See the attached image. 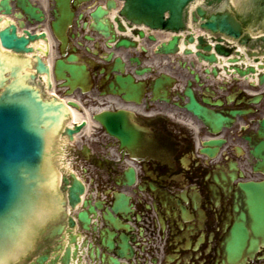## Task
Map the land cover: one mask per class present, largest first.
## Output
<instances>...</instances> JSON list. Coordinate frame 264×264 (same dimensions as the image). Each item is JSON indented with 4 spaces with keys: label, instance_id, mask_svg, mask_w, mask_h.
Returning a JSON list of instances; mask_svg holds the SVG:
<instances>
[{
    "label": "water",
    "instance_id": "obj_1",
    "mask_svg": "<svg viewBox=\"0 0 264 264\" xmlns=\"http://www.w3.org/2000/svg\"><path fill=\"white\" fill-rule=\"evenodd\" d=\"M53 1V19L50 26L60 42L61 54L66 55L70 48L68 31L75 16L73 6L91 0ZM101 1L102 3L90 11V23L85 21L82 26L86 29L88 25L100 33L106 41V47H137L136 40L117 36L116 33V30L126 31L127 27H132L131 23H135L144 24L153 30L175 32L170 39L161 41L156 46V53L175 54L180 40L178 32L186 29L185 22L190 14V22L199 29L209 31L211 41H216L212 45L203 35L195 37L192 32L184 36L183 43L195 44V47L184 48L182 53L193 56L194 59H189L188 65L186 61L181 64L190 70V74H194L195 82L201 84L199 73L195 71L196 63L217 62V55H222L231 63L223 65L226 73L232 70L245 78L257 77L259 84L264 83V71H259L264 68V59L260 60L259 57L261 53L264 54V34L255 35L256 37L250 34H258L264 30V0H251L250 3L246 0H226L228 7L217 10L215 7L224 0H205L204 4L197 5L191 12H188L186 6L192 0H123L119 8L116 0ZM16 6L19 10L13 12L9 0H0V24L7 15L17 19L16 23L6 17V24L0 27V264H12L24 252L31 250L32 239L46 231L45 226H49L51 221L58 225L48 230L43 241L37 246V249H40L44 245V253L33 257L37 251L34 250L23 264H44L48 260L50 264L58 260L62 264H73L72 259H77V264H121L119 257L130 256L132 253L129 244L130 226L122 221L123 214L130 211V196L124 192L116 193L111 208L105 207L99 200L93 202L90 198H84L75 214L77 221L73 215L66 212L67 203L74 208L81 200L80 194L84 192V185L74 174L64 175L59 185L57 173L50 172L45 166L46 156L52 134L63 130L62 133H67L72 138L73 133L85 125V121L75 123L73 128L62 126L64 119L70 117L65 103L55 96L50 99L43 98L32 82L38 73L45 72L48 85L51 86L48 64L37 53L26 55L35 50L30 44L31 41L40 37L47 38L45 31L31 33L25 27L24 17L28 22L41 21L44 19V12L31 0H16ZM112 9H115L116 13L109 19ZM82 16L83 13L78 14V19ZM120 16L126 19V23ZM18 27L23 29L21 33L18 32ZM133 33L138 34L140 39L145 37L143 29H133ZM226 37L236 40L248 50L241 52L236 44L234 47L225 46L220 41ZM147 39L156 41L153 34L147 35ZM233 48L235 57L232 55ZM71 49L76 50L75 47ZM141 49L146 50L144 46H141ZM113 54V51H109L106 57V78L111 75L112 78L102 94H120L125 100L140 103L146 91V82L135 81L133 74L126 73V62L122 57H113ZM244 55L251 58L253 63L237 65L236 57ZM141 62L138 56L128 58V63L136 75L151 71V67H142ZM199 66L206 74L205 78L209 77L210 70L213 75H218V68L215 66L211 69L207 65ZM32 68L36 71H30ZM53 73L56 79L61 80V86L68 87L67 93L73 92L76 87L82 91L88 89L89 70L86 63L80 62V57L75 52H70L65 58H57ZM172 80L166 73L151 80L148 85L152 93L151 100L170 102ZM193 80L188 79L184 90L178 95L180 100L173 103L196 115L210 132L218 133L224 126L231 125L236 114L246 112L238 108L224 111L208 107L206 104H221V101L212 102L209 98H202V103L193 89ZM260 96L257 95L251 101H258ZM69 103L78 107L74 101ZM93 118L108 134L117 138L118 148L123 153L128 152L140 160L149 157V142L146 138L148 129L138 128L137 122L140 118L133 111L103 110L95 113ZM258 125L256 135L262 140L254 142L251 151L260 160L256 163V168L264 166V116L258 121ZM222 141L219 137L204 140L200 152L212 157ZM123 176L126 180L124 184H132L135 181L134 169L128 168ZM241 187L243 205L239 218L242 222L234 227L241 232L243 242L247 233L245 223H248L254 237L264 239V180H250L242 183ZM185 202L184 199L178 198L176 207L179 212L172 214L180 230L183 229L184 223L180 224L179 219L185 223L189 221L181 213V204ZM52 211L54 212L51 213ZM98 211L101 215H98ZM92 218L97 221L92 222ZM100 221L103 225L98 227L97 222ZM77 224L76 230L79 234L73 232ZM257 238H252L251 243ZM84 248L86 251H83ZM25 249L27 250L23 252ZM59 250L62 251V257L58 256ZM51 251L55 252L52 259ZM82 254L85 256V263Z\"/></svg>",
    "mask_w": 264,
    "mask_h": 264
},
{
    "label": "flooded vegetation",
    "instance_id": "obj_2",
    "mask_svg": "<svg viewBox=\"0 0 264 264\" xmlns=\"http://www.w3.org/2000/svg\"><path fill=\"white\" fill-rule=\"evenodd\" d=\"M240 97H244L239 104L242 105L248 96L240 92ZM261 107H264L263 102L257 108ZM153 131L157 138L160 132L166 133L167 138L158 140V143L167 152L171 150L170 138L178 139V153L172 164L165 157L164 159L156 154L157 159L145 166L141 185L147 187L151 183H156L162 189L180 183L194 185L196 191L193 193V199L198 206L197 214L200 219L194 226L197 232L196 242L200 244L194 264H264V244H259L253 252H246L235 262H226L224 255V246L236 219L239 183L244 181L247 172L256 179H264V172L254 170V159L250 155V141L247 138L252 135L251 131L225 133L224 145L218 151L215 161L196 156L190 166L178 163L176 157L180 153L193 151L192 134L182 133L178 124L171 123L165 118L154 122ZM172 133H175L174 137H171ZM203 133L204 129L200 128V134ZM158 196L160 195H152L153 205L157 203ZM175 236L172 229H169L166 252L174 243Z\"/></svg>",
    "mask_w": 264,
    "mask_h": 264
},
{
    "label": "bare ground",
    "instance_id": "obj_3",
    "mask_svg": "<svg viewBox=\"0 0 264 264\" xmlns=\"http://www.w3.org/2000/svg\"><path fill=\"white\" fill-rule=\"evenodd\" d=\"M3 26H4V22H1L0 27H3ZM54 42L55 41L53 40V38L50 37L49 49L52 51V54H51L50 59H49L50 62L51 61H55V44H54ZM33 43H34L33 45L36 46V48L38 47L37 49H35L36 52L40 53V54L41 53L44 54V52L46 51V48H47L46 41L45 40L44 41H40V38H38ZM236 59L239 62V61H241L243 59V56L236 57ZM51 64H52V62H51ZM224 64L228 65V64H231V63L228 61V59H225L224 62L222 63V66ZM222 73H224V72H222ZM91 113H92V108H86L83 113H80L79 111L73 109L74 120L77 121V120H79L81 118H85L86 117L89 120V123H88L89 127H90V125L93 124V122H92V120L90 118L91 117ZM69 122H70V120H69Z\"/></svg>",
    "mask_w": 264,
    "mask_h": 264
},
{
    "label": "rangeland",
    "instance_id": "obj_4",
    "mask_svg": "<svg viewBox=\"0 0 264 264\" xmlns=\"http://www.w3.org/2000/svg\"><path fill=\"white\" fill-rule=\"evenodd\" d=\"M56 44L58 45L57 41H56ZM61 90H62V89H61ZM62 91H63V90H62ZM237 93H238V91H233V95H234V96L237 95ZM91 96H92V95H90L89 97H91ZM84 97H86V95H84ZM91 98H92V97H91ZM93 103H94L93 101H91V100L89 101V104H92V105H93ZM94 104H95V103H94ZM191 157H192V156H190V155H187V156L183 157V158H182L183 163L186 164V165L189 164V163L191 162ZM56 264H57V263H56Z\"/></svg>",
    "mask_w": 264,
    "mask_h": 264
},
{
    "label": "crops",
    "instance_id": "obj_5",
    "mask_svg": "<svg viewBox=\"0 0 264 264\" xmlns=\"http://www.w3.org/2000/svg\"><path fill=\"white\" fill-rule=\"evenodd\" d=\"M42 2H43L44 5H49L50 4L49 0H42Z\"/></svg>",
    "mask_w": 264,
    "mask_h": 264
},
{
    "label": "snow or ice",
    "instance_id": "obj_6",
    "mask_svg": "<svg viewBox=\"0 0 264 264\" xmlns=\"http://www.w3.org/2000/svg\"><path fill=\"white\" fill-rule=\"evenodd\" d=\"M246 2L250 3V2H251V0H246Z\"/></svg>",
    "mask_w": 264,
    "mask_h": 264
}]
</instances>
